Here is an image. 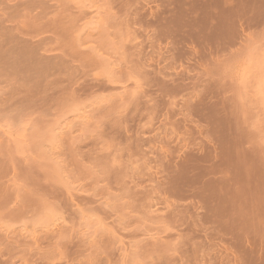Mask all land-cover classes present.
Here are the masks:
<instances>
[{"label": "rangeland", "instance_id": "obj_1", "mask_svg": "<svg viewBox=\"0 0 264 264\" xmlns=\"http://www.w3.org/2000/svg\"><path fill=\"white\" fill-rule=\"evenodd\" d=\"M262 53L264 0H0V264H264Z\"/></svg>", "mask_w": 264, "mask_h": 264}, {"label": "bare ground", "instance_id": "obj_2", "mask_svg": "<svg viewBox=\"0 0 264 264\" xmlns=\"http://www.w3.org/2000/svg\"><path fill=\"white\" fill-rule=\"evenodd\" d=\"M254 55V54H253ZM251 57V56H250ZM249 58V57H248ZM250 70H257V73L252 74V76H249V73H250ZM253 71V72H255ZM241 78L239 79L241 82H244L245 83H249L250 82V79L249 77H252V79L254 80V83H253V91H252V94L253 96H256L259 100V103L263 106V112H264V53H262L261 55L259 56H253L251 58H249L246 66L244 67V69L242 70L241 72ZM258 74V75H257ZM237 76H238V72H237ZM238 79V78H237ZM249 79V80H248ZM249 86V85H248ZM261 106V107H262ZM84 124V123H83ZM51 138V137H50ZM53 139V137H52ZM49 140V139H48ZM53 141V140H52ZM62 176V175H61ZM48 214V213H46ZM45 214L44 217H47V215ZM50 215V214H49ZM48 215V216H49ZM51 217V216H50ZM49 219V218H48ZM42 220V219H41ZM44 220V219H43ZM42 220V221H43ZM50 220V219H49ZM47 223V222H46ZM53 223V222H52ZM51 223V224H52ZM45 224V223H43ZM49 224V225H51ZM39 226V225H38ZM44 226V225H43ZM46 226V225H45ZM48 226V225H47ZM35 230V229H34ZM63 234V233H62ZM62 237V236H61ZM122 260V259H121Z\"/></svg>", "mask_w": 264, "mask_h": 264}]
</instances>
